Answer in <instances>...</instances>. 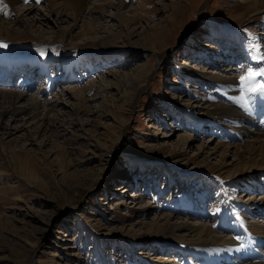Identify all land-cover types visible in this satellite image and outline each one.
<instances>
[{"label":"rangeland","instance_id":"374dc122","mask_svg":"<svg viewBox=\"0 0 264 264\" xmlns=\"http://www.w3.org/2000/svg\"><path fill=\"white\" fill-rule=\"evenodd\" d=\"M51 1L0 0V25L11 28L0 59L34 65L11 78L0 64V90L24 95L16 108L42 104L39 122L0 115V264H253V248L220 243L243 235L259 238L264 262L262 155L243 152L252 137L213 112L229 100L199 75L242 86L240 76L262 69L264 10L246 0H117L132 17L124 22L111 6L89 9L116 0H87L78 12ZM171 2L182 7L169 22ZM61 63H75L73 73ZM71 88L84 96L78 113ZM218 143L229 151L213 152ZM162 214L207 225L216 240L160 229Z\"/></svg>","mask_w":264,"mask_h":264},{"label":"bare ground","instance_id":"6f19581e","mask_svg":"<svg viewBox=\"0 0 264 264\" xmlns=\"http://www.w3.org/2000/svg\"><path fill=\"white\" fill-rule=\"evenodd\" d=\"M9 1L14 4L16 0H9ZM86 1L87 0H68V3L61 2V5H64L67 8H70V11L72 10V11L78 12L80 10L79 7L85 4ZM243 2L246 4L247 8L249 9H256V10L261 9L260 11L264 10V0H246ZM51 3L53 4L54 0H52ZM108 6H111V8L114 9L115 14L119 16L120 19H123L124 22H128L132 18L131 16L130 17L124 16L120 12L122 7H124V3L118 2L117 0L114 2H108V3L93 2L92 6H90L89 9L90 10L96 9L98 11L101 10L100 14L104 15L106 7ZM167 7L170 10L167 18L169 19L168 20L169 22H172L175 20L174 13L176 12L177 14L180 13L182 5L181 3L171 2V4H169ZM24 9H25L24 11L25 14L26 13L28 14L32 10V7H25ZM140 9H142V6ZM256 10L251 11V12L254 14H257ZM58 12L60 11L58 10ZM135 14L138 15L137 12ZM159 27L160 29H163L162 25ZM10 30L11 28H4L3 26L0 25V36L4 37L5 35L7 37H10L9 36ZM158 35L159 34L157 33V35H155V38H152V41L156 40ZM20 59H23V58H20ZM2 61L4 62L2 63ZM31 61L28 60V62H24V63L19 62V64H16L15 62H17V60H14V59H7V58H2V60L0 59V62L2 64L7 65L9 67V70H12V71L8 70L9 72L8 74H11V75L14 74L15 72H18L19 68H22L21 70H25V68H27L30 65L29 62ZM199 75L201 76V78H207V79L214 81L217 86L216 89L219 91V93L229 100L228 105L213 104V112L214 113L216 112V114L221 117H226L229 120L230 126L234 130L239 131L243 135V137H248V136L252 137V139L250 140V143L248 144V148L244 149L243 152L248 155L249 159H253L252 157L255 155L256 151L259 152L262 155L261 156L262 162L260 163V166L256 168L264 172V97H261L258 93L247 92L246 88L249 85L243 83V85L240 86L238 81H234V79H232L231 77H224V76L212 75V74H199ZM3 76H6V75L3 74ZM262 79L264 78L257 76L255 78V83L260 82ZM2 81H4V79ZM255 83H253L251 86L254 87ZM70 91L72 92L69 94V96L74 97V98L77 97L78 99L77 106H75V111H76L75 113H78L80 111V107L83 106V102L85 101L84 96L77 89L71 88ZM23 96L24 95L22 93H15L12 91L9 92L6 90H0V98H3L4 102L8 104V106H5V108L0 111V115L7 114L9 112L12 115L14 114V116H28L29 118H34L35 115H37V122H39L40 121V118L38 117L39 107L42 106L39 100L30 98L28 104L22 105V107L20 108H16L14 107V105H12L15 103V101L22 98ZM242 96H244L245 99H241ZM245 100L247 101V107L244 106ZM211 114L212 112L208 110L204 112V115L208 117H210ZM251 120L256 121V125H257V128H256L257 130H255L252 133H250L249 130H246V128H244L243 126L244 122L248 123V121H251ZM220 147L223 148L222 149L223 153H226L229 151V144L226 146L222 143H218L213 148L214 150L213 152L217 151V149H219ZM238 152L236 149V153ZM240 156L246 157L243 153H241ZM242 160L244 161L245 159H242ZM256 168H249L248 171H254L256 170ZM238 174H241V172ZM261 205H264V199L261 200ZM157 219H158V222H156L157 224H154V225L159 226L158 228L160 229H169V231H177V230L184 231L185 233L184 235L186 236H188L189 232L199 233L198 236H200L203 233L207 237L206 239H204L205 240L204 243L208 242L212 244L214 242L213 240H216L215 238L212 237L214 236L213 231L207 225L192 224L187 221H181V222L175 221L174 222V221H171V216L167 214L158 215ZM201 239L202 238H198V240H201ZM178 240L188 241L186 240V237L184 236L179 237ZM259 241H260L259 238L253 239L250 237H246V235H243V236H237L236 239L221 241L220 243L222 245H225L227 249L234 250V251H237L238 249H243L244 252H248V250L253 248V250L251 251V255H250V257H252L253 264H264V262H261L260 261L261 259L257 257L258 253L255 254V251H257L255 246L257 245V243H259ZM222 255H224L225 259L228 262H231L227 254L223 252ZM219 259L221 258L219 257ZM213 263L218 264V261H214Z\"/></svg>","mask_w":264,"mask_h":264},{"label":"snow or ice","instance_id":"6c2138e0","mask_svg":"<svg viewBox=\"0 0 264 264\" xmlns=\"http://www.w3.org/2000/svg\"><path fill=\"white\" fill-rule=\"evenodd\" d=\"M28 0H25V3H27ZM7 15V13H5ZM7 45L4 44L2 41H0V48H6ZM259 50V49H257ZM261 59H264V55H261ZM259 76L264 78V68L260 69L259 71H253L249 69L247 71L246 75H242L239 77V80L243 82L244 84L249 85L246 88V91L249 93H258L261 97H264V79H262L260 82L255 83V78ZM253 83H255V86H251ZM241 99H245L244 96L241 97ZM245 107H247V101L245 100Z\"/></svg>","mask_w":264,"mask_h":264}]
</instances>
